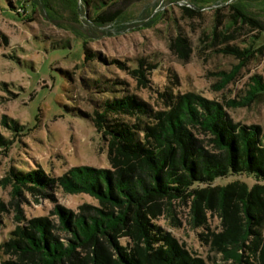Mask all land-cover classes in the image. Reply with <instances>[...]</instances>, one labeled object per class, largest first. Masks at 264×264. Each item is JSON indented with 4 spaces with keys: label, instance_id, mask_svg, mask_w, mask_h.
Segmentation results:
<instances>
[{
    "label": "rangeland",
    "instance_id": "1",
    "mask_svg": "<svg viewBox=\"0 0 264 264\" xmlns=\"http://www.w3.org/2000/svg\"><path fill=\"white\" fill-rule=\"evenodd\" d=\"M90 1L0 0V135L14 138L15 132L2 123L5 117L25 126L15 147L6 152L0 146V264L17 257L3 244L16 237L11 232L18 225L48 217L54 232L67 241L68 233L59 228L58 207L80 213L84 204L100 205L94 196L67 193L59 183L16 192L6 176L11 167L40 168L53 177L78 164L109 167L107 144L84 114L100 95L112 94L101 90L102 80L118 94L136 93L156 108L164 107L165 91H194L224 103L235 120L264 129V92L247 106L226 105L244 100L253 78L264 79V30L240 15L234 19L239 6L255 12L264 24V0ZM98 14L113 20L99 26L92 19ZM180 35L184 39L177 41ZM83 41L96 57L86 59ZM228 45L249 52L246 57L225 53ZM140 60L154 65L147 86L131 74ZM240 63L236 77L223 87V72ZM242 177L250 187L257 182L254 175ZM203 206L198 223L191 197L175 204V221L163 214L156 223L207 264H263L248 251L242 261L227 257L213 242L225 230L219 209Z\"/></svg>",
    "mask_w": 264,
    "mask_h": 264
},
{
    "label": "trees",
    "instance_id": "2",
    "mask_svg": "<svg viewBox=\"0 0 264 264\" xmlns=\"http://www.w3.org/2000/svg\"><path fill=\"white\" fill-rule=\"evenodd\" d=\"M85 3L91 5L90 0ZM235 8V21L240 15L242 21L264 30L255 12ZM92 19L101 26L113 17L98 14ZM182 39L180 35L177 41ZM86 43V59L96 57ZM224 51L246 57L249 49L242 52L228 45ZM139 63L131 74L147 86L154 65ZM242 65L223 72V87ZM253 80L244 100H228L226 105L247 106L263 93L264 79ZM102 82L101 90L112 94L100 95L93 110L84 114L107 144L109 167L78 164L56 177L40 168L15 171L11 167L6 176L16 192L59 183L67 193L94 196L100 205L84 204L80 213L58 207L59 228L68 233L67 241L54 232L48 217L31 219L27 227L18 225L11 232L16 237L3 244L17 257L1 264H207L156 223L163 214L175 221V204L187 197L192 199L197 223L204 217V204L219 209L225 230L213 242L227 257L242 261L248 251L264 264V129L235 120L224 103L194 91H165L164 107L156 108L136 93L120 90L118 94L107 79ZM5 118L2 123L15 132L13 139L0 135V146L8 152L25 126ZM245 174L254 175L257 182L250 187L242 177ZM231 176L233 181L216 184Z\"/></svg>",
    "mask_w": 264,
    "mask_h": 264
}]
</instances>
